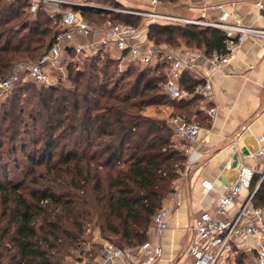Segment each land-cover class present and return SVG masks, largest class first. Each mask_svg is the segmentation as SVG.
<instances>
[{
    "label": "trees",
    "instance_id": "obj_1",
    "mask_svg": "<svg viewBox=\"0 0 264 264\" xmlns=\"http://www.w3.org/2000/svg\"><path fill=\"white\" fill-rule=\"evenodd\" d=\"M28 6L26 0H0V80L16 63L38 61L60 30L57 16L51 18L41 6L29 13ZM62 7L95 26L120 23L143 29L154 46L173 49L171 43L177 47L183 40L187 48L205 55L224 51L225 37L217 29L164 22L138 25L137 15ZM65 56L70 58L64 80L43 86L25 79L0 90V135L6 139L7 155L15 157L18 151L25 161L22 181L10 179L7 167L2 170L0 264H62L67 250L78 248L92 224L113 247L136 248L148 239L152 217L174 192V181L184 169L185 155L168 119L194 121L188 117L195 100H176L163 92L164 64L121 59L106 46L82 54V66L73 60V46L65 49L62 61ZM121 63H127L124 70H118ZM197 83L186 75L181 78L188 90ZM165 105L181 113L170 111L165 119L146 114L150 107ZM76 130L84 135L83 146L60 147L61 139ZM3 146L0 141V157ZM18 167L15 161L17 178ZM40 167L43 171L36 173ZM27 177H38L30 180L36 186L39 180L53 183L63 193L47 186L21 191ZM259 183L253 175L251 203L264 208V181ZM236 255L239 264L248 256L254 260L253 255Z\"/></svg>",
    "mask_w": 264,
    "mask_h": 264
},
{
    "label": "built area",
    "instance_id": "obj_2",
    "mask_svg": "<svg viewBox=\"0 0 264 264\" xmlns=\"http://www.w3.org/2000/svg\"><path fill=\"white\" fill-rule=\"evenodd\" d=\"M29 2L28 11L34 13L40 6L49 11L51 18L58 17L60 30L53 37L52 43L46 52L36 62L22 61L14 65L12 73L0 80V90L8 91L13 86L25 79H29L39 85L50 86L56 79L54 69L60 67L65 49L69 42L77 36H96L93 43L74 47L77 57L86 53L98 51L101 46H106L121 59H131L145 66H155L162 63L166 66L165 80L162 83L163 92L176 100H200L207 104L206 115L210 121H214L217 109L213 105L211 76L221 74L225 66L237 55L243 41L246 38L261 41V56L264 58V27L232 23L229 21V9L234 8L242 0H203L202 13L208 16L192 20L176 15L156 11L161 2L159 0H147L151 8L147 12L126 10L124 13L144 16L150 21H162L173 24H192L217 29L225 37L224 51H213L205 55L201 51H193L188 55H179L163 46H154L141 41V31L126 24L113 23L95 26L83 20L70 8L62 5H77L91 10H100L99 4L88 3L85 0H26ZM258 12L264 11V0H257ZM204 61L212 68L210 74L202 73L199 63ZM183 75L190 77L198 83L191 90L185 89L181 84ZM169 125L174 131V136L184 142L181 149L185 157L190 147L199 141L200 126L194 121H186L179 116L168 119ZM260 146L252 154L257 160H264V134L259 137ZM237 177L234 184L227 189L216 202L215 210L203 211L194 220L189 231L191 241L187 249L188 264H221L231 255L243 253L254 256L253 264H264V208L252 205L250 196L243 202L232 216H228V210L235 206L236 201L244 186L248 185L253 171L248 167L245 159H240L236 165ZM264 180V173L260 175V181ZM201 187L211 191L213 185L208 180L201 181ZM166 204L157 211L151 220L149 235L160 237L168 229V217L175 209L178 201L177 192L174 191L166 199ZM252 241L254 246L243 250L241 244ZM248 252V253H246ZM134 256L135 260H131ZM162 256L161 247L150 239L132 250H124L113 247L109 243L102 246L98 256L99 264H156Z\"/></svg>",
    "mask_w": 264,
    "mask_h": 264
},
{
    "label": "crops",
    "instance_id": "obj_3",
    "mask_svg": "<svg viewBox=\"0 0 264 264\" xmlns=\"http://www.w3.org/2000/svg\"><path fill=\"white\" fill-rule=\"evenodd\" d=\"M202 1L198 0L200 4L196 8L199 13L197 19L213 16L203 15ZM256 1L238 2L234 8L229 9V21L264 27V11L258 12ZM90 37L93 39L94 36ZM140 37L142 42L146 41L145 30L141 31ZM167 49L181 56L194 51L188 48ZM86 50L91 51L90 48ZM261 53V41L246 38L223 73L211 76L213 105L217 109L213 122L206 115V103L200 100L191 102L193 108L189 107L192 114L190 117L200 126L199 141L190 147L183 172L174 181L173 188L177 192L178 201L168 217V229L158 238L148 236V239L162 249V256L156 264L189 263L186 257L192 237L189 227L201 212L215 210L217 199L236 181V165L240 159L246 160L254 177H260L264 173V160L252 157L260 146L259 137L264 134V58ZM199 66L204 74L212 71L204 61H200ZM174 139L182 149L184 142L175 136ZM202 180L212 183L211 191L206 192L201 187ZM251 193L249 184L244 186L235 206L228 210V216H232ZM166 202L165 200L163 205ZM253 246L252 241L241 244L243 250ZM130 259L135 260L134 256H130Z\"/></svg>",
    "mask_w": 264,
    "mask_h": 264
},
{
    "label": "rangeland",
    "instance_id": "obj_4",
    "mask_svg": "<svg viewBox=\"0 0 264 264\" xmlns=\"http://www.w3.org/2000/svg\"><path fill=\"white\" fill-rule=\"evenodd\" d=\"M2 1H8V0H2ZM66 1H72V0H66ZM79 1V0H77ZM118 3L120 7H114L111 3ZM161 2V5L159 8H156V11L159 12H168L171 14H175L181 17H185V18H189L192 20H197L198 16V11L196 10V8L199 7L198 5V0H181L177 3H166V2ZM200 4V3H199ZM100 7H102V9L100 10H104V11H108V12H114V13H120V14H125L124 11L126 10H134V11H138V12H147L150 11L151 8L147 5V0H109V1H103L102 3H99ZM196 17V18H195ZM140 22L138 25L147 23V22H162V21H150L149 19H147L144 16H140ZM173 24V23H171ZM181 25H187V24H181ZM192 25V24H190ZM194 26H198V25H194ZM96 38V36L93 37V39ZM91 37H85V36H77L75 35L74 38L69 42V45L73 46V47H77L78 45H81L83 43H89L90 41L93 40ZM179 43H177V47H175L174 43H171V47L173 49H187V46L184 45L183 40H179ZM180 42H182L180 44ZM189 49V48H188ZM86 53H89L88 51ZM70 57L65 56L64 57V61H61L60 63V67L58 69H54L52 74L54 75L55 78H57L58 76H62V79L64 80L65 78V66L68 62ZM63 60V59H62ZM74 61H78L79 66L81 65V60H82V56L77 57V55L73 58ZM127 63H121L120 66L118 67V70H124L126 68ZM65 82V81H63ZM190 108H193V106H191ZM192 110V109H191ZM170 111H174V113H178V110H173L171 107H169V105H165V106H153L150 107L146 110V114H148L149 116L152 117H156V118H165L168 114V112ZM181 113V112H179ZM182 114H185V112H183ZM188 119H192L195 120L192 116L188 117ZM5 129V128H4ZM4 129L2 130V134L4 133ZM35 133V132H34ZM36 134V133H35ZM37 136V135H35ZM82 137H84V135L80 132V130H76V132L74 134H67L66 137H64V139H61V146H66V148L70 149V148H79L81 146H83L82 144ZM38 138V137H37ZM0 141H4V146L1 148L2 150V157H0V182H3V177H2V170L3 167H7L6 169L9 172V178L14 180V182H16L17 180H21L25 177L22 178V176L24 175L22 173V170H24L25 168V161L24 158L19 154V152L17 151V153L15 154V157L12 156L9 158V156L7 155V142L6 139L4 138V135H0ZM58 147V148H60ZM58 150V149H57ZM18 162V173L21 172V174L17 177L16 176V172H15V161ZM43 171V168L40 167L38 169H36V173H39ZM38 178V177H37ZM37 178H26L25 181H23L22 186H21V191H24L27 188H37V187H45L47 186L48 188H50V191H52L55 194H62L63 191L61 188L56 187V185H54L53 183H44V181H40L39 180V185H33L30 180H34ZM259 181H260V177ZM264 181V180H262ZM44 184V185H43ZM69 191V190H67ZM87 230L85 231L82 240H81V244L78 246V248H71L67 250V254L62 258L61 263L62 264H99L100 260L98 258V256L100 255V252L102 251V246L105 243H109L107 242L103 237H101V235L99 234V231L97 228L94 227V225L92 224L91 226L87 225ZM241 262V258L237 257V255H231V257L229 258V260H226L225 262L221 263V264H239ZM251 262V263H249ZM254 260L251 259L250 256H248L246 258V260L242 263V264H253Z\"/></svg>",
    "mask_w": 264,
    "mask_h": 264
},
{
    "label": "water",
    "instance_id": "obj_5",
    "mask_svg": "<svg viewBox=\"0 0 264 264\" xmlns=\"http://www.w3.org/2000/svg\"><path fill=\"white\" fill-rule=\"evenodd\" d=\"M71 6H77V5H71ZM261 182H262V181H260V183H261ZM260 183H259V184H260ZM259 184H258V185H259Z\"/></svg>",
    "mask_w": 264,
    "mask_h": 264
}]
</instances>
